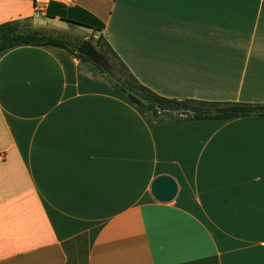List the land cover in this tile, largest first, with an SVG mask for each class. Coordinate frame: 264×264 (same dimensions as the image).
Segmentation results:
<instances>
[{"label": "crops", "instance_id": "crops-1", "mask_svg": "<svg viewBox=\"0 0 264 264\" xmlns=\"http://www.w3.org/2000/svg\"><path fill=\"white\" fill-rule=\"evenodd\" d=\"M50 2L161 96L264 102V0ZM0 264H264V115L160 119L63 47L1 50Z\"/></svg>", "mask_w": 264, "mask_h": 264}, {"label": "trees", "instance_id": "trees-1", "mask_svg": "<svg viewBox=\"0 0 264 264\" xmlns=\"http://www.w3.org/2000/svg\"><path fill=\"white\" fill-rule=\"evenodd\" d=\"M53 6H58L61 10L64 9L62 5L50 2L45 10V15L47 17L54 18L59 16L61 20L75 25L88 27L93 29V31H99L103 27V23L95 18L92 19L93 21L88 22L68 18L62 11H60L62 12L60 15H57L52 12ZM82 40L84 39H79L73 45H69L67 39H64V37L51 36L40 29L34 28L20 31L16 22L13 20L0 22V51L17 45H53L63 47L72 55L88 62L98 72L103 74L106 73V76L113 80L115 84L127 94L132 102L146 106L147 109H149L157 118L172 121H189L197 119H227L251 115H264V102L206 101L193 98L177 99L164 97L139 83L133 74L130 73L132 81L137 87L135 93L131 82L123 79L119 75H115L109 66H100L93 63L87 56L78 53L76 49ZM95 41L97 45L100 47L105 46L107 51L118 58L102 35H99ZM97 51L100 53L99 50ZM101 55L103 56L102 53ZM123 68L125 71H129L125 65ZM141 100H143V102H141ZM160 113H163L164 116H160Z\"/></svg>", "mask_w": 264, "mask_h": 264}, {"label": "rangeland", "instance_id": "rangeland-1", "mask_svg": "<svg viewBox=\"0 0 264 264\" xmlns=\"http://www.w3.org/2000/svg\"><path fill=\"white\" fill-rule=\"evenodd\" d=\"M25 4L30 6L31 0H0V9H15L16 6H24ZM40 12L41 10L37 9L33 10V13L31 14L30 9L25 11V13L20 14L19 17L14 15V17L9 20L15 21L20 31L37 28L46 32V34L48 35L64 37V39H67L69 45H73L79 39L89 40L95 46V48L100 51V54H103L108 66L113 70V73L115 75L121 76L125 80L130 81L133 86L134 92L136 93L137 87L132 81L130 72L124 70V65L122 64V62L112 53L107 51L105 46L100 47L96 44V37H92L90 33H88V28L72 23H67L59 19H49ZM25 14L28 15L24 16ZM105 75L107 74L105 73ZM141 102H143V100H141ZM159 115L164 116L163 113H160Z\"/></svg>", "mask_w": 264, "mask_h": 264}, {"label": "water", "instance_id": "water-1", "mask_svg": "<svg viewBox=\"0 0 264 264\" xmlns=\"http://www.w3.org/2000/svg\"><path fill=\"white\" fill-rule=\"evenodd\" d=\"M76 51L87 56L93 63L107 67V61L97 51L95 46L87 39L82 40ZM150 192L153 198L159 201L167 202L172 200L177 193V183L175 179L169 175L161 174L154 178L150 185Z\"/></svg>", "mask_w": 264, "mask_h": 264}, {"label": "built area", "instance_id": "built-area-1", "mask_svg": "<svg viewBox=\"0 0 264 264\" xmlns=\"http://www.w3.org/2000/svg\"><path fill=\"white\" fill-rule=\"evenodd\" d=\"M50 1H57L64 5H71L73 3V0H32V3L38 10H43V6L48 4Z\"/></svg>", "mask_w": 264, "mask_h": 264}]
</instances>
